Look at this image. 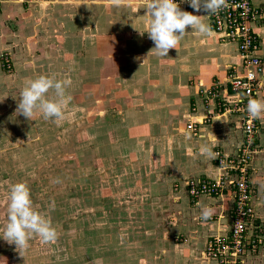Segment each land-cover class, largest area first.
Segmentation results:
<instances>
[{
	"label": "rangeland",
	"instance_id": "rangeland-1",
	"mask_svg": "<svg viewBox=\"0 0 264 264\" xmlns=\"http://www.w3.org/2000/svg\"><path fill=\"white\" fill-rule=\"evenodd\" d=\"M183 1L185 0H177L180 8L195 14ZM28 2L23 3L29 8L26 15L20 24H15L16 30L11 32V40L6 41L9 49L0 51V77L4 76L6 79L3 80H8L2 82L0 79V232L7 223L8 188L23 181L29 186L38 210L51 219L59 233L55 245L62 247L66 238L69 239L66 232L71 231V236L74 223L83 222L88 216L93 217L97 213V207L93 206L94 201L83 199L82 196L90 188L87 186L84 189V184H88L87 178H91L96 172L91 179L92 187L100 181L99 170L88 167L97 166L98 158L104 152L120 156L122 149H126L120 141L124 142L132 133L130 123L133 120H128L127 117H130L131 112H137L136 101L142 102L138 97L145 99L141 107H145L148 99L158 104L156 107H162V102H166L161 99V93L146 91L147 86H152L158 80L156 74L159 70V78L167 74L168 80L171 79L175 85L181 82L188 87L186 90L189 94L193 92V85L200 83V75L196 74L195 63L190 60L195 54L207 55V47L204 43H199L205 36H200L201 34L189 27L176 50L170 49L166 57L158 56L155 49H152L155 47L154 42L148 38L147 33L141 36L137 30H145L148 23L143 9L144 0H130L128 5L121 7L109 6L107 0H86V6L80 4L81 0H36L32 1L34 8H30ZM206 17L208 18L207 13ZM207 21L220 44L236 46L233 42L223 40L208 19ZM133 22L137 24L133 26ZM257 24H261V21ZM130 27L134 28L133 34ZM79 33L89 39L87 44H81ZM105 41L111 44L101 48L97 46L88 52V43L91 49L95 43L101 42L104 45ZM147 51L153 56L150 58L152 67H148L147 77L138 80L131 75L137 60L135 54ZM5 53L10 58L9 69L6 66L8 63L4 58ZM102 54L109 56L107 62L101 59ZM115 60L119 65L114 63ZM180 64H184L183 70L179 69ZM125 69L126 75L123 77L121 71ZM41 74H55L57 79L68 78L72 81L66 93L70 102L65 108L62 120H46L40 115L27 120L23 115L16 114L21 89L28 80ZM230 75L231 72H228L222 78L216 74L198 87L199 97L206 107L215 103V94L225 96L224 88L232 77ZM171 92L169 97H176L177 93ZM48 95L51 97L52 93ZM165 95L168 97L170 94L165 92ZM177 97H182L181 100L184 98L181 95ZM115 100L120 102L118 111H113L116 107L110 104ZM131 101L132 110L129 109ZM175 102H179V99L176 98ZM194 102L192 99V103ZM86 106H91V111L86 110ZM217 111L212 110L206 120ZM100 112L101 117L96 115ZM226 114L238 116L237 113ZM165 115H161L156 122H165L162 120L166 119ZM84 118L87 119L84 121ZM113 122L118 124L117 127L108 129L106 125ZM174 124L177 126L176 122ZM142 128L140 136L151 133L145 130L146 127L139 129ZM161 129L160 127L159 130ZM107 134L111 136V141L105 144ZM98 136L102 137L101 140H98ZM86 151L88 154L83 153ZM101 169L102 181L107 179L110 186L106 190L110 196L104 197V200L116 197L121 191L120 188L126 189V184H130L127 178L121 181L114 176L115 173L108 176L102 167ZM256 224L259 228H264L263 223L257 221ZM9 245L0 239V257H3L2 251L7 253L9 248L10 252L16 251L14 244L11 247ZM259 249L260 247L256 254Z\"/></svg>",
	"mask_w": 264,
	"mask_h": 264
},
{
	"label": "crops",
	"instance_id": "crops-1",
	"mask_svg": "<svg viewBox=\"0 0 264 264\" xmlns=\"http://www.w3.org/2000/svg\"><path fill=\"white\" fill-rule=\"evenodd\" d=\"M32 1L36 0H0V51L9 49L6 41L11 40V32L16 30L15 24L21 23V19L27 13L26 10L29 9L23 3L28 2L30 8H34ZM253 1L264 7V0ZM194 13L204 15L202 19L208 24L205 12ZM136 24L137 22L132 23L133 26ZM129 30L133 34L134 28L130 27ZM256 30L261 40L259 52L264 54V20L256 26ZM78 35L81 44L85 45V42L87 44L89 39L82 36L83 34ZM200 36H205L199 43L206 45L207 55L195 54L190 60L195 63L196 74L200 75V85L195 83L193 92L189 94L187 86L181 82L175 85L171 79L168 80L167 74L159 78L161 75L159 70L156 74L158 80H155L152 86H147L146 91H152L153 94L161 93V99L166 102H162V107H156L158 104L148 99L145 107H141L145 99L138 94L140 96L138 99L142 102L137 100L135 106L137 112H131L130 117H127L128 120L131 118L133 120V123H130L132 133L130 137L125 135L129 139L124 142L119 140L120 144L124 143L122 145L126 149H122L120 156L104 152L105 154L98 158V167L95 165L88 167L99 170L100 181L94 185L96 188L92 187L91 180L95 177V172L91 178H87L88 184H84V189H87V186L90 188L82 195L83 199L94 201L93 206L97 207V213L93 216L95 219L88 216L83 222L74 223L71 236H69L71 231L67 230L69 239L66 238L62 247L41 244L36 238L30 242L29 249L20 254L18 251L10 252V248L7 253L2 251L1 255L7 258V264H217L204 256V249L209 238L229 233L230 211L233 206L231 194L229 192L218 195L202 194L192 198L188 194L186 181L191 177L216 178L220 169L217 167L214 152L234 154L241 144L243 132L239 116L214 113L209 120H203L205 115L213 110L214 104L210 103L206 107L198 93V87L214 75L219 74L224 78L228 72L233 71L232 67L238 70L241 60L237 47L220 44L213 31L210 35ZM110 44L106 41L104 45L99 42L90 49L88 43V52L97 46L101 48ZM135 56L136 65L132 68L133 63L130 64L135 72L131 71V75L139 80L147 77L148 67H152L150 58L153 56L148 51L136 53ZM108 57L101 55L103 62H107ZM114 63L119 65L117 60ZM179 66V69L183 70L184 64ZM125 71L126 69L121 71L123 77L126 75ZM21 74L23 75V71ZM0 79L2 82L6 81L3 80L6 79L4 76ZM171 91L177 93L176 97H169ZM165 92L170 95L166 97ZM179 95L184 96L183 100L182 97H177ZM176 98L179 102H175ZM192 99L196 103H192ZM258 99H264V85ZM110 104L116 107L113 111L120 108L118 100ZM130 106L129 109L132 110V101ZM90 107L86 106L88 108L86 110L91 111ZM101 113L96 115L101 117ZM164 114L167 115L166 119H162L165 122H156ZM85 119L87 118L83 120ZM259 120L264 127V119ZM190 121H198L195 135L186 130V125ZM175 122L177 126H174ZM117 125L113 122L106 126L110 129ZM99 126L101 127L100 123ZM140 127H146L145 130L151 133L140 136V130H143L139 129ZM210 133L214 135L211 139ZM101 138L98 136V140ZM105 140V144H108L111 136L107 134ZM258 143L261 148L253 153L249 170L253 189L251 203L256 214V222L264 225V130ZM205 145L211 149V156L200 153L201 146ZM87 152L83 153L88 154ZM101 167L108 176L115 173L114 176L121 181L127 178L130 184H126V189L120 188L121 191H117L116 197L104 200V197L110 196L106 191L110 186L107 179L102 181ZM201 206H208L213 210V215L207 221L198 219ZM261 236L264 239V228ZM245 264H264V244L257 254L247 256Z\"/></svg>",
	"mask_w": 264,
	"mask_h": 264
},
{
	"label": "built area",
	"instance_id": "built-area-1",
	"mask_svg": "<svg viewBox=\"0 0 264 264\" xmlns=\"http://www.w3.org/2000/svg\"><path fill=\"white\" fill-rule=\"evenodd\" d=\"M227 3L228 6L218 13L207 16L215 32L223 40L236 44L241 61L238 70L232 67V77L224 88L225 96L220 97L214 93L216 101L213 103V110H218L216 114L237 113L243 138L234 154L214 152L220 169L216 178L191 177L187 179L186 187L192 198L202 194H231L233 206L230 211L229 233L209 238L204 256L217 264H245L247 256L256 254L264 244L262 229L256 224V214L251 203L253 189L249 175L250 162L253 153L258 150L257 141L264 127L259 119L253 120L246 110L248 100L258 99L264 85V54L259 52L261 40L256 30L257 23L264 20V7L255 4L253 0H227ZM183 4L191 8L187 2L183 1ZM4 58L9 69L10 58L6 53ZM197 123L198 121H190L186 130L197 134Z\"/></svg>",
	"mask_w": 264,
	"mask_h": 264
},
{
	"label": "clouds",
	"instance_id": "clouds-1",
	"mask_svg": "<svg viewBox=\"0 0 264 264\" xmlns=\"http://www.w3.org/2000/svg\"><path fill=\"white\" fill-rule=\"evenodd\" d=\"M130 0H107L109 6L121 7L128 5ZM195 12L203 10L207 14H216L228 6L227 0H185ZM80 4L86 6V0ZM145 14L148 23L145 30H138L143 36L146 32L148 38L154 42L155 52L160 57L168 56L170 49H177L181 40L188 32L187 28L201 35H210V26L202 19L204 15H196L182 10L177 0H144ZM72 81L68 78L57 79L55 74L38 75L28 80L20 91L16 114L23 115L27 120L37 115L46 120H62L70 97L67 89ZM52 96L49 97V93ZM246 110L253 120L264 119V99H249ZM227 122V121H224ZM214 135L210 133L209 139ZM216 138V137H215ZM217 139V138H216ZM200 153L212 155L208 146H201ZM7 223L0 239L8 244L15 245L16 251H27L30 242L38 238L41 244H55L59 233L53 226L51 219L38 210L31 197L29 186L23 182H16L8 188ZM213 215L208 206H201L198 219L207 221ZM0 264H7L6 257H0Z\"/></svg>",
	"mask_w": 264,
	"mask_h": 264
}]
</instances>
